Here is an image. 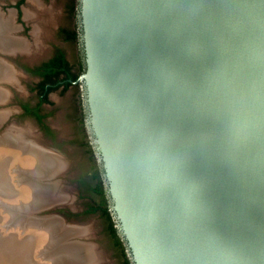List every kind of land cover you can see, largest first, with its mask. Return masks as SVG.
Here are the masks:
<instances>
[{"label": "water", "instance_id": "water-1", "mask_svg": "<svg viewBox=\"0 0 264 264\" xmlns=\"http://www.w3.org/2000/svg\"><path fill=\"white\" fill-rule=\"evenodd\" d=\"M81 14L90 127L134 264H264V0Z\"/></svg>", "mask_w": 264, "mask_h": 264}, {"label": "rangeland", "instance_id": "rangeland-1", "mask_svg": "<svg viewBox=\"0 0 264 264\" xmlns=\"http://www.w3.org/2000/svg\"><path fill=\"white\" fill-rule=\"evenodd\" d=\"M17 1L0 0V14L13 24L14 35L12 36L15 38L25 37L24 39L28 42L29 49L25 52L18 51L15 53H6L0 50V61L7 62L16 72L14 74L15 77L13 76L14 78L12 77L11 79L0 76V143H3L4 139L6 140V136L10 137V133L12 135L15 134V137L12 136V138L22 145L26 143L30 145L29 147L47 151L48 153L58 155L62 159L65 158L67 168L62 169L61 173H59L60 171L56 172L54 177H48L45 180H43L44 178L37 179L36 176V180L44 186L51 184L58 186V193L55 192L57 196L55 195L54 199L47 203L46 201L45 203L43 201V204L40 203L39 198L37 202H30L29 208H26L25 197L21 194V188L25 185V178L21 176L19 170L21 169L25 172V167L21 166L22 164L19 161H15V163L11 162L12 155L13 158L17 159L21 157V153L19 150L14 151L12 149L4 151L5 153L0 152V161L4 162L5 160L7 162V169L5 171L9 177L7 181L14 188L13 193L5 195V182H0V233L3 235L0 234V264H27L25 262V240L23 238L26 235L27 219L34 218V220H39L40 223H48L49 220L59 219L67 227H88V236L85 238H83V235L75 236L71 238V241L89 243L88 245H93L100 250L102 259L89 264H125L124 252L117 246L115 240L110 235L106 219L98 212L93 213L89 211V206L94 201L88 197L87 191L83 192L80 188L81 176L89 173V162L86 155L78 150L74 142H58V146L65 151L64 155L50 149L49 146L54 145L52 141L45 139L46 137L42 135L40 137L45 141L44 144L42 143L39 137L40 130L38 126L33 120L26 118L20 108L21 101L34 102L35 95L31 92L30 86L34 85L37 81L36 77L25 74L21 66L24 63L33 64L44 59L51 54L55 44H62L57 38L56 33L58 27L70 25L71 23V16L65 10L69 0H39L43 6L47 8L52 7L56 14L54 23L47 25L51 29L49 37L45 38V41H41L39 45L34 41L36 25L34 17L27 16L28 14L26 13L29 0H26V3L22 6L21 20L19 19L18 10L14 6ZM62 45L70 58L74 59V45L71 43ZM38 52L40 54H37ZM27 56H30V58ZM77 90V88H72L64 94L53 93L51 95L55 104L53 107L55 113L50 120L52 123L54 121L58 122L60 118L64 117V113L71 109L76 100ZM77 99L79 100V98ZM63 121L65 122L63 126L68 128L66 119ZM25 127L29 128L38 137V141L31 138L26 139L25 135H20L19 130L25 131ZM74 130L70 129L69 133H72ZM16 165H19L21 168L16 167ZM24 172L22 173L24 174ZM9 233H15L18 239L22 241L16 243L11 234L8 236Z\"/></svg>", "mask_w": 264, "mask_h": 264}, {"label": "flooded vegetation", "instance_id": "flooded-vegetation-1", "mask_svg": "<svg viewBox=\"0 0 264 264\" xmlns=\"http://www.w3.org/2000/svg\"><path fill=\"white\" fill-rule=\"evenodd\" d=\"M25 3L26 0H23V2L18 0L14 5L18 10L20 20L22 6ZM65 10L71 16V23L70 25H61L58 27L56 35L62 44L71 43L74 45L75 58H70L62 44H55L51 54L44 59L33 64H22L21 68L25 74L36 77L37 81L34 85L30 86L31 92L35 95L34 102L21 101L20 108L22 109L23 115L33 120L38 126L40 135L37 134L39 137L43 135V137H46L45 139L52 141L54 145L49 146L50 149L64 155L65 151L58 146V142H74L78 150L86 155L89 162V173L81 176L80 188L83 192L87 191L88 197L94 201L89 206V211L93 213L98 212L106 219L110 235L115 240L117 246L124 252L125 264H134L128 243L118 228V222L114 217L104 164L96 148L90 127L87 89L85 81L82 79V76L87 71V55L83 37L81 0H69ZM54 59L61 61L58 64H54V81L43 84L45 72L48 70L46 63L51 64ZM51 86L54 88L50 89ZM72 88L78 89L74 104L71 106V109L64 113L63 118H60L58 122L54 121L52 123L50 120L55 113L53 108L55 104L51 95L53 93L64 94ZM64 119H66V125L69 129L63 126L65 123L63 121ZM70 129L75 130L69 133ZM73 134L76 136L74 137ZM41 137L40 140L44 144L45 141ZM104 211L108 212V215L104 214ZM112 224L117 229L116 236H113L111 233L110 227Z\"/></svg>", "mask_w": 264, "mask_h": 264}, {"label": "bare ground", "instance_id": "bare-ground-1", "mask_svg": "<svg viewBox=\"0 0 264 264\" xmlns=\"http://www.w3.org/2000/svg\"><path fill=\"white\" fill-rule=\"evenodd\" d=\"M26 13L28 14L27 16L34 17L36 22L34 41L39 45L41 41H45V38L50 35L51 29L47 25L54 23L56 15L54 9L43 6L39 0H29ZM12 27L11 21L3 18L0 14V50L6 53L28 51L29 44L24 38L12 36L14 35V28ZM10 28L12 29L10 30ZM37 54L40 53L38 52ZM27 57L30 58V56ZM15 73L7 62L0 61V76L11 79ZM19 133L22 136L25 135L26 139L31 138L38 141V137L29 128L25 127V131L19 130ZM9 135L11 136H6V140L4 139L3 143H0V152L5 153L4 151L12 149L14 151L19 150L21 153V157L17 159L13 158L12 155L11 162L15 163V161H19L22 164L21 166L25 167V172L19 169L21 176L25 178V185L21 188V194L25 197V207L29 208V203L37 202L39 198L40 203L43 201V203L45 201L47 203L54 199V196L58 193V186L54 184L44 186L36 180V176L37 179L44 178L43 180L48 177H54L56 172L60 171L59 173H61L62 169L67 168L66 159L64 158V160L58 155L48 153L47 151L29 147L30 145L26 143L22 145L12 138V136L15 137V134L12 135L10 133ZM6 165L7 162L5 160L4 162L0 161V182H5V195H9L14 192V188L7 181L9 177L5 172L7 169ZM16 167H19V165H16ZM34 219H27L28 222L26 223L25 262L27 264H89L102 259V253L95 246L88 245L89 243L71 241V238L75 236L83 235V238L88 236V227H67L59 219L49 220L48 223H40L39 220Z\"/></svg>", "mask_w": 264, "mask_h": 264}, {"label": "trees", "instance_id": "trees-1", "mask_svg": "<svg viewBox=\"0 0 264 264\" xmlns=\"http://www.w3.org/2000/svg\"><path fill=\"white\" fill-rule=\"evenodd\" d=\"M21 2H23V0H21ZM59 62H61L59 59H54L53 63H46V66L48 68V70L45 72V80L43 82V84H45L46 82H52L54 81V75H55V65L54 64H58ZM53 68V69H52ZM54 87L51 86L50 89H53ZM104 214L108 215V212L104 211ZM111 233L113 236L117 235V229L114 227V225L112 224L110 227Z\"/></svg>", "mask_w": 264, "mask_h": 264}]
</instances>
